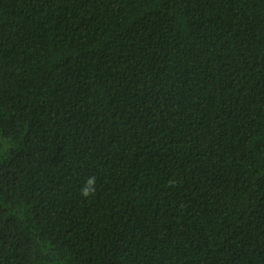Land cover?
Here are the masks:
<instances>
[{
	"label": "trees",
	"instance_id": "1",
	"mask_svg": "<svg viewBox=\"0 0 264 264\" xmlns=\"http://www.w3.org/2000/svg\"><path fill=\"white\" fill-rule=\"evenodd\" d=\"M0 264H264V0H0Z\"/></svg>",
	"mask_w": 264,
	"mask_h": 264
},
{
	"label": "clouds",
	"instance_id": "2",
	"mask_svg": "<svg viewBox=\"0 0 264 264\" xmlns=\"http://www.w3.org/2000/svg\"><path fill=\"white\" fill-rule=\"evenodd\" d=\"M98 187L96 176H86L79 186V195L88 198L95 195Z\"/></svg>",
	"mask_w": 264,
	"mask_h": 264
}]
</instances>
